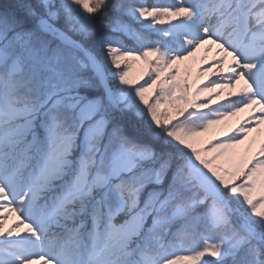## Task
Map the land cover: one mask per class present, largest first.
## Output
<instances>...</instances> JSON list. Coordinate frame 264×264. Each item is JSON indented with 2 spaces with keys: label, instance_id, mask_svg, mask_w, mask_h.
<instances>
[{
  "label": "snow or ice",
  "instance_id": "obj_1",
  "mask_svg": "<svg viewBox=\"0 0 264 264\" xmlns=\"http://www.w3.org/2000/svg\"><path fill=\"white\" fill-rule=\"evenodd\" d=\"M0 264H264V0H0Z\"/></svg>",
  "mask_w": 264,
  "mask_h": 264
},
{
  "label": "rangeland",
  "instance_id": "obj_2",
  "mask_svg": "<svg viewBox=\"0 0 264 264\" xmlns=\"http://www.w3.org/2000/svg\"><path fill=\"white\" fill-rule=\"evenodd\" d=\"M232 123L234 124L235 123V120H233Z\"/></svg>",
  "mask_w": 264,
  "mask_h": 264
}]
</instances>
